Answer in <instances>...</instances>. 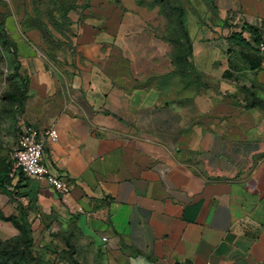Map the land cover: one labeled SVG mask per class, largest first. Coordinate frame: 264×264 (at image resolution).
I'll use <instances>...</instances> for the list:
<instances>
[{
	"label": "crops",
	"instance_id": "obj_1",
	"mask_svg": "<svg viewBox=\"0 0 264 264\" xmlns=\"http://www.w3.org/2000/svg\"><path fill=\"white\" fill-rule=\"evenodd\" d=\"M119 1L72 11L58 62L35 31L11 36L27 90L14 119L0 113V174L22 124L53 128L42 162L70 190L17 177L0 208L46 223L56 264H264V0H215L219 24L205 40L195 26L190 49Z\"/></svg>",
	"mask_w": 264,
	"mask_h": 264
},
{
	"label": "rangeland",
	"instance_id": "obj_2",
	"mask_svg": "<svg viewBox=\"0 0 264 264\" xmlns=\"http://www.w3.org/2000/svg\"><path fill=\"white\" fill-rule=\"evenodd\" d=\"M90 0H0V35L5 31L11 42V36L21 39L34 31L40 41L36 43L39 57L46 63L58 62L56 51L63 45H69L71 19L69 14L87 5ZM147 10L154 11L163 19L164 29L170 32L175 41L184 40V32H192L196 26L197 33L205 40L212 26L219 24V15L215 0H138ZM120 2L116 0V3ZM30 42L34 50V38ZM14 42V41H13ZM19 52L16 44L3 45L0 39V113L15 118L24 100L27 90L25 76L20 73ZM15 95L20 106L11 98ZM3 119L0 120V127ZM7 133L1 130L0 171L3 167V153L9 147ZM4 138V139H3ZM7 145V146H6ZM25 217L26 225L18 228L8 217ZM47 227L44 222L34 227L29 211L20 205L10 210L0 208V264H56L55 251L47 240ZM5 246L24 251L21 259L11 253L8 258L1 257ZM10 249V248H9Z\"/></svg>",
	"mask_w": 264,
	"mask_h": 264
},
{
	"label": "built area",
	"instance_id": "obj_3",
	"mask_svg": "<svg viewBox=\"0 0 264 264\" xmlns=\"http://www.w3.org/2000/svg\"><path fill=\"white\" fill-rule=\"evenodd\" d=\"M264 50V46H260ZM57 139V132L53 128L38 129L29 124L19 127L16 140L7 152L5 167L11 180L20 177H31L46 180L57 192L67 193L69 182L49 172L42 162L44 144L46 140ZM106 241V238H102Z\"/></svg>",
	"mask_w": 264,
	"mask_h": 264
},
{
	"label": "trees",
	"instance_id": "obj_4",
	"mask_svg": "<svg viewBox=\"0 0 264 264\" xmlns=\"http://www.w3.org/2000/svg\"><path fill=\"white\" fill-rule=\"evenodd\" d=\"M113 1L116 2V0H113ZM243 28H246L247 31H249L250 33H252V34H254L256 36V31H255V29L252 26L244 25ZM184 36H185L184 40L180 39L179 41H175V42L178 43V44L180 43L181 47L190 49V47H191L190 40H189L188 33L186 31L184 32ZM0 39L2 40L3 45L9 46L10 44H13V45L15 44V42H13V41L11 42V39L9 40V38L7 37L5 31H2V35H0ZM229 39L233 43H235L236 45L246 46V47L249 46V43L246 41L245 38H243L242 32H233V33H231V35L229 36ZM255 42L256 43L260 42L259 36H256ZM24 96H25V94H24ZM11 98L14 100V102H16L17 106L19 107L20 106L19 99H17L15 95H11ZM9 184H10V177L8 175V170L5 167V174H0V187L5 188L6 186H9ZM8 218H9V220H12L16 224V226L18 228H24L25 225H26V221L24 219L25 218L24 216L21 217L20 219L17 218L16 216H12V217H8ZM11 253H13L16 256H18L21 259V261L25 257L24 251L18 252V251L15 250V247L5 246V247H3L1 249V257L3 259L8 258V256L11 255Z\"/></svg>",
	"mask_w": 264,
	"mask_h": 264
}]
</instances>
